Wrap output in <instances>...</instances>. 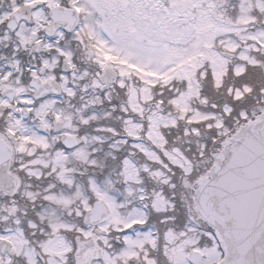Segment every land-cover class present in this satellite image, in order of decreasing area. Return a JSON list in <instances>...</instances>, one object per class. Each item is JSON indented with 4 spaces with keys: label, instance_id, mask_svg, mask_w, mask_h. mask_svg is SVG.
<instances>
[{
    "label": "snow or ice",
    "instance_id": "snow-or-ice-1",
    "mask_svg": "<svg viewBox=\"0 0 264 264\" xmlns=\"http://www.w3.org/2000/svg\"><path fill=\"white\" fill-rule=\"evenodd\" d=\"M0 264H264V0H0Z\"/></svg>",
    "mask_w": 264,
    "mask_h": 264
}]
</instances>
